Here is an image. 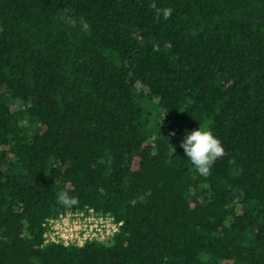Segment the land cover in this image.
Listing matches in <instances>:
<instances>
[{
  "label": "trees",
  "instance_id": "trees-1",
  "mask_svg": "<svg viewBox=\"0 0 264 264\" xmlns=\"http://www.w3.org/2000/svg\"><path fill=\"white\" fill-rule=\"evenodd\" d=\"M84 209L108 245H43ZM0 264H264V0H0Z\"/></svg>",
  "mask_w": 264,
  "mask_h": 264
},
{
  "label": "built area",
  "instance_id": "built-area-1",
  "mask_svg": "<svg viewBox=\"0 0 264 264\" xmlns=\"http://www.w3.org/2000/svg\"><path fill=\"white\" fill-rule=\"evenodd\" d=\"M122 222L93 209L62 214L47 219L44 224L43 245L56 244L81 248L90 243L108 245Z\"/></svg>",
  "mask_w": 264,
  "mask_h": 264
},
{
  "label": "clouds",
  "instance_id": "clouds-1",
  "mask_svg": "<svg viewBox=\"0 0 264 264\" xmlns=\"http://www.w3.org/2000/svg\"><path fill=\"white\" fill-rule=\"evenodd\" d=\"M155 7V5H153ZM173 14L172 8L158 9L156 18L161 17L168 20ZM172 135H175L173 132ZM186 157L195 166L197 172L202 177H208L216 161L224 155V146L211 130L198 127L197 129L186 132L180 143ZM57 203L65 208H72L79 204L75 196H70L67 192H60L57 196Z\"/></svg>",
  "mask_w": 264,
  "mask_h": 264
}]
</instances>
